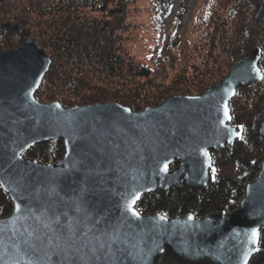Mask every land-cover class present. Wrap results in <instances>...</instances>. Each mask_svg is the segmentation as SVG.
Wrapping results in <instances>:
<instances>
[{"label":"water","instance_id":"1","mask_svg":"<svg viewBox=\"0 0 264 264\" xmlns=\"http://www.w3.org/2000/svg\"><path fill=\"white\" fill-rule=\"evenodd\" d=\"M255 18L264 24V5ZM258 62L255 50L235 64L222 83L203 94L171 96L159 107L133 112L117 102L70 108L40 102L35 93L51 66L49 55L34 38L0 52V185L14 204L12 213L0 218V264L17 260L35 264L37 256L40 264H86L78 258L86 249L80 254L73 251L81 247L83 233L91 229L89 235H99L114 228L125 237L120 247L126 251L119 254L117 264H159L161 260L248 264L264 228V155L257 178L248 183L239 208L232 213L169 218L161 213L143 215L136 205L144 194L157 190L208 184L210 151L242 135L230 123L229 104L240 86L261 79ZM256 137L264 138V124ZM53 139H62L65 145V154L56 164L25 156L34 145ZM164 164L167 172L162 170ZM136 194L138 216L127 207ZM17 205L21 212L16 211ZM29 209L37 216L59 217L60 227L52 225L56 233L28 217ZM70 223L80 238L75 242L66 239ZM33 229L40 235L48 232L52 244L64 229L61 247L42 245L34 256L24 254L27 249L22 246L18 253L13 240L19 243V237L28 238L26 232ZM256 264H264V256Z\"/></svg>","mask_w":264,"mask_h":264},{"label":"trees","instance_id":"2","mask_svg":"<svg viewBox=\"0 0 264 264\" xmlns=\"http://www.w3.org/2000/svg\"><path fill=\"white\" fill-rule=\"evenodd\" d=\"M175 1L153 0L157 24L162 30L160 36L165 41L162 18L168 19L173 15ZM177 1L170 40L164 43L166 46L169 43V47L180 44L178 38L181 35L177 36V32L183 15L188 11V0ZM259 1L213 0L207 4L205 16L208 19L203 21H208L211 28L207 33L210 39L206 46L212 67L205 65L197 70L202 76L199 83L205 87L193 91L186 89L175 96L199 95L203 89L221 81L223 76L218 78V72L229 69L235 53L237 59L240 54L248 57L249 51L253 50L264 53V31L260 30L256 37L254 28L260 25L253 22ZM127 3L128 0H0V51L11 50L34 38L48 53L51 66L35 93L40 102H59L70 108L114 101L133 112L158 106L165 98L164 92L148 97L151 89L156 87L141 81L149 78L150 67L136 63L124 50L122 36L127 32ZM188 82L186 78L185 83ZM242 88L237 89L229 104L230 123L241 130L242 135L234 143L210 151L211 179L208 184L202 188L182 184L144 194L136 205L141 214L161 213L172 218L193 213L196 217H203L208 213H232L239 208L248 183L255 180L261 170L264 155V140L256 137L258 129L254 121L260 117L261 108H258L259 104H253L243 116H239L241 110L236 102L243 90H247ZM249 88L246 94L250 96L253 90ZM122 89L128 93L122 94ZM255 98L262 99L261 95ZM255 109L257 113L253 114ZM64 154V141L53 139L34 145L25 156L48 164L57 163ZM229 164L234 165L235 176L223 174V168ZM13 209L12 200L0 185V218L11 214ZM263 252L264 228L259 232L255 255ZM254 259L249 264H253Z\"/></svg>","mask_w":264,"mask_h":264},{"label":"rangeland","instance_id":"3","mask_svg":"<svg viewBox=\"0 0 264 264\" xmlns=\"http://www.w3.org/2000/svg\"><path fill=\"white\" fill-rule=\"evenodd\" d=\"M211 1L213 0H188V11L185 15H183L182 25L177 32V36L181 35V38H178L180 40V44L178 43L179 45L177 47H169V43L167 44V46L164 43L170 40V26L174 23L173 19L176 9H178V1H175L173 15L168 19H166L165 17L162 18V20L164 21V26L162 27H164V31L166 32V36L164 37L167 38V40L165 41L160 36V31L162 30L159 29V25L157 24L156 11H154L153 9V0H128V3L125 6L127 32H125V34L123 33L122 36L124 38V50H126V53L129 54L136 63H144L145 65H148L150 67L151 74L149 78H143V80L141 81L143 83H147L148 85H154L156 88L155 90L151 89L150 93H148L147 96L153 97L159 91L160 93L164 92L163 97L165 98L161 100L159 105L151 107H159L167 98L171 97L169 95L175 96L174 94L185 92L188 89L193 91L205 87V84L199 83L202 79V76L197 70L203 69L205 65L212 67V58L211 61L208 62L207 54L209 51L207 50L206 46L208 40L210 39V36H208L207 33L209 30L211 32V28L208 21L204 22L205 19H208V17L205 16L206 7L207 4ZM245 1L248 3L250 2V0ZM259 3L260 9L261 6L264 5V0L259 1ZM258 11L254 15L253 22L262 27L257 26L256 28H254V31H256V37L260 30L264 31V29H262L264 28V24H259L256 22L255 17ZM158 29L159 31H157ZM262 40L264 41V38ZM250 52L251 51H249L247 55L248 57H243V55L240 54L238 59L235 53V59L231 61L229 65L237 64L243 58H249L252 54V52L251 54ZM212 55L214 57V54ZM224 56L228 57V55ZM223 59H225V57ZM218 60L220 61V57L218 58ZM230 67L229 69L226 68L219 72L215 70V73L218 72L219 74L218 78H222L223 76L222 80H219L220 82L217 81V84L215 83L209 88L203 89L201 91V94H203V92L207 89L214 88L216 85L222 83L224 77L230 73L233 66L231 68ZM221 73H224V75H221ZM186 78L189 79L188 83H185ZM251 84L252 85L244 88H246L247 90L249 87L255 88L256 85H253V83ZM261 87H263L264 89V85H261ZM260 88L258 86L256 88L257 92L253 90V92L250 93V96L249 94H246L247 90H243L244 92L238 96V100L236 102L238 109L241 110L239 116H243L251 107H253V104H259L258 108H261V112L259 114L260 117H256L254 120L257 123L255 125L257 129L261 126L262 123H264V93H262L263 91H261ZM121 91H123L122 94L124 93L125 95L128 93V91L123 89ZM258 95H261V100H257L255 98V96ZM256 113L257 109L253 111V114ZM175 167L176 166H173V168ZM222 172L223 174H229L232 176L236 175L235 167L232 164L225 166Z\"/></svg>","mask_w":264,"mask_h":264},{"label":"snow or ice","instance_id":"4","mask_svg":"<svg viewBox=\"0 0 264 264\" xmlns=\"http://www.w3.org/2000/svg\"><path fill=\"white\" fill-rule=\"evenodd\" d=\"M227 114H228L227 104H225V115L227 116ZM162 170L164 172H167L168 165L164 164ZM138 199H139V195L138 194L134 195L127 206L128 209L131 210L132 215L134 216L139 215V213L135 211V207H134ZM80 210L81 209L78 206L77 211ZM16 211L17 212L22 211L19 205H17ZM46 213H47V209H45V214ZM28 217L34 218L35 220L39 221L43 225L44 229H47L48 232H51L53 234L56 233L57 229L53 228L52 225L55 224L58 228L60 227L59 217L56 216H52V217H46L45 215L37 216L31 209H29ZM18 219L19 217L14 218L13 223H15ZM66 231H67L66 239L68 241L75 242L76 240L80 239L77 236V228L75 224L70 223L67 226ZM48 232H46L44 235H40L37 229H33L31 232H26V236L28 238L19 237V241H20L19 243L13 240L12 246L17 249L18 253L22 251V246H24V248L27 249V251L24 252V254L31 252V254L34 256H37V254L42 251V245H47V248L49 249L60 248L61 247L60 241L62 240V238H65V230L61 229L59 235L55 236V239L57 241V243L55 244L50 243V240H52L53 237L49 236ZM89 232H91V229L83 233V237L85 239L81 247H75L73 249V251L76 254H80L82 248L86 249V251H84L82 255H78V258L82 261H85L86 264H91L92 261H96V260H103L105 264H117L119 254L121 252L126 251V249L120 247V245H123L125 243V237L121 234L120 230L114 228L110 232L103 231L99 235L96 234L89 235ZM253 235L256 236L257 233L254 232ZM8 239H11V237H8ZM44 255L47 256L46 249H44ZM16 264H18V260ZM29 264H33V262L29 261ZM35 264H40V259L38 256Z\"/></svg>","mask_w":264,"mask_h":264},{"label":"flooded vegetation","instance_id":"5","mask_svg":"<svg viewBox=\"0 0 264 264\" xmlns=\"http://www.w3.org/2000/svg\"><path fill=\"white\" fill-rule=\"evenodd\" d=\"M257 52H258V54H259V62H258V65H259V68L261 69V72H262V77H264V53L262 54L261 53V51L260 50H256ZM261 77V79L260 80H258V81H255V82H253V85L255 84L256 86H255V88L253 89V88H249L250 90H254V91H256L257 92V87L259 86V88L261 87V85L263 86L264 85V78H262ZM250 85H252V84H250ZM250 85H248V86H250ZM248 86H240V88H244V87H248ZM261 89V91H263L262 93H264V89H263V87H261L260 88ZM260 94V93H259ZM262 124H264V123H262ZM261 124V125H262ZM261 127V126H260ZM260 127L258 128V130L256 131V133L255 134H257L258 133V131H259V129H260ZM261 140H264V138L263 139H261ZM256 253V252H255ZM255 253L253 254V256L251 257V259L249 260V262H248V264L250 263V261L252 260V258H254L255 257V259H254V261H253V264H256L257 263V261H259L263 256H264V252L263 253H259L257 256L255 255ZM255 255V256H254Z\"/></svg>","mask_w":264,"mask_h":264},{"label":"bare ground","instance_id":"6","mask_svg":"<svg viewBox=\"0 0 264 264\" xmlns=\"http://www.w3.org/2000/svg\"><path fill=\"white\" fill-rule=\"evenodd\" d=\"M159 264H167L165 260H161Z\"/></svg>","mask_w":264,"mask_h":264}]
</instances>
